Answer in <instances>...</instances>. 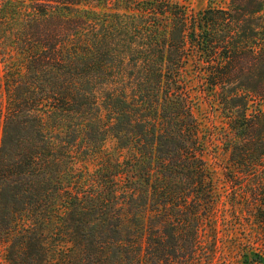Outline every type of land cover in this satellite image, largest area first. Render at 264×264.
Listing matches in <instances>:
<instances>
[{"label":"trees","instance_id":"obj_1","mask_svg":"<svg viewBox=\"0 0 264 264\" xmlns=\"http://www.w3.org/2000/svg\"><path fill=\"white\" fill-rule=\"evenodd\" d=\"M185 1L0 0L6 264L200 262L218 196L192 80L264 231V0Z\"/></svg>","mask_w":264,"mask_h":264},{"label":"rangeland","instance_id":"obj_2","mask_svg":"<svg viewBox=\"0 0 264 264\" xmlns=\"http://www.w3.org/2000/svg\"><path fill=\"white\" fill-rule=\"evenodd\" d=\"M220 1H216L220 4ZM210 0H186L188 8L194 13L206 9ZM1 69V68H0ZM192 99V113L199 128L202 145L201 158L212 173L214 191L218 196L217 213L212 217L216 230L212 235L207 231L205 255L196 264H252L253 254L264 251V231L258 228L243 211V205H233L230 186L224 179V167L228 154L223 150L225 124L219 113L211 109L209 97L200 93L197 82L189 84ZM83 164V163H80ZM94 166L89 164V169ZM214 238V240H212ZM208 254V255H207ZM248 255V257H244ZM0 264H6L4 251L0 247Z\"/></svg>","mask_w":264,"mask_h":264}]
</instances>
